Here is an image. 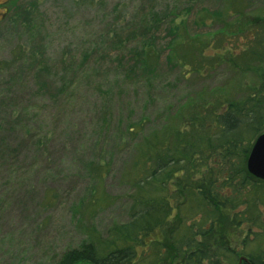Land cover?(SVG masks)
<instances>
[{"label":"rangeland","instance_id":"374dc122","mask_svg":"<svg viewBox=\"0 0 264 264\" xmlns=\"http://www.w3.org/2000/svg\"><path fill=\"white\" fill-rule=\"evenodd\" d=\"M0 17V264H56L106 239L143 195L151 132L163 142L264 76V0H1ZM182 216L174 236L206 264L264 249V226L245 246L242 224L230 252L196 211ZM152 245L135 264H156Z\"/></svg>","mask_w":264,"mask_h":264},{"label":"trees","instance_id":"16d2710c","mask_svg":"<svg viewBox=\"0 0 264 264\" xmlns=\"http://www.w3.org/2000/svg\"><path fill=\"white\" fill-rule=\"evenodd\" d=\"M243 99L225 102L216 112L192 110L163 142L151 132L147 142L160 143H148L144 159L135 162L140 171L135 185L143 195L134 198L129 221L114 225L106 239L92 238L69 249L56 264H135L146 259L151 241L156 264H206L205 253L192 247L193 239H176L172 229L191 211L201 219L194 223L208 224L202 236L214 238V245L231 252L240 235L246 236L245 246L254 240L253 226L261 223L253 217L257 208L252 203L264 205L259 187L264 181L250 175L246 160L254 139L264 133V76ZM241 205H250L253 218L241 216ZM242 224L250 225L249 235H234L244 232ZM247 256L249 264H264V249Z\"/></svg>","mask_w":264,"mask_h":264},{"label":"water","instance_id":"95a60500","mask_svg":"<svg viewBox=\"0 0 264 264\" xmlns=\"http://www.w3.org/2000/svg\"><path fill=\"white\" fill-rule=\"evenodd\" d=\"M247 169L255 177L264 180V134L259 135L253 142L247 159Z\"/></svg>","mask_w":264,"mask_h":264},{"label":"flooded vegetation","instance_id":"af4514ba","mask_svg":"<svg viewBox=\"0 0 264 264\" xmlns=\"http://www.w3.org/2000/svg\"><path fill=\"white\" fill-rule=\"evenodd\" d=\"M0 9H1V0H0ZM244 263L249 264L250 263L249 259L247 258V259L240 260L239 264H244Z\"/></svg>","mask_w":264,"mask_h":264}]
</instances>
